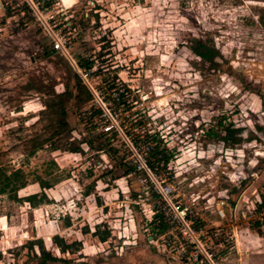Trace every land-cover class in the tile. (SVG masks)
I'll use <instances>...</instances> for the list:
<instances>
[{
  "label": "rangeland",
  "instance_id": "374dc122",
  "mask_svg": "<svg viewBox=\"0 0 264 264\" xmlns=\"http://www.w3.org/2000/svg\"><path fill=\"white\" fill-rule=\"evenodd\" d=\"M27 1L0 0V167L27 180L0 264H183L157 180L222 264H264V0Z\"/></svg>",
  "mask_w": 264,
  "mask_h": 264
},
{
  "label": "built area",
  "instance_id": "2783aa9c",
  "mask_svg": "<svg viewBox=\"0 0 264 264\" xmlns=\"http://www.w3.org/2000/svg\"><path fill=\"white\" fill-rule=\"evenodd\" d=\"M30 8L34 10L37 8L34 0L27 1ZM53 50L64 52L67 50L66 48V39L64 36L59 35L54 39ZM78 73L85 82L86 87L89 89L92 100L98 104L100 108L99 114L106 115L103 112L104 104L102 99L98 96L95 89L91 86L88 80L89 72L85 67L78 66ZM105 105V104H104ZM113 126H107L105 130H110ZM135 169L144 171L146 173H150V168L147 166L145 160L138 159L137 165H135ZM154 190L157 193V214L162 212L158 209H161V206L166 207L170 206L172 208V213H167L166 217H163V221L165 224L171 226V230L167 233H172L176 231L175 237L181 240L179 246L176 247V254L180 257V262L183 264H222L223 257L213 250L212 246H208L206 241L203 240V236L205 235L204 230L202 228L195 227L192 220L188 215V207H182L181 204H174L172 202L174 187L169 183H164L162 181H153L152 182ZM220 207L218 208V214L220 216L224 215L223 206L225 205V200H219ZM163 216V214H162ZM225 247L223 251L230 254L233 250L232 246H220ZM235 251V248H234ZM235 253V252H234Z\"/></svg>",
  "mask_w": 264,
  "mask_h": 264
},
{
  "label": "trees",
  "instance_id": "16d2710c",
  "mask_svg": "<svg viewBox=\"0 0 264 264\" xmlns=\"http://www.w3.org/2000/svg\"><path fill=\"white\" fill-rule=\"evenodd\" d=\"M209 51H211V50L209 48H206L204 52H198V54L202 58H209V54L207 53ZM81 87L83 89H85L84 88L85 86H81ZM87 97H88V100H92V95L89 91L87 92ZM261 100L264 103L263 97H261ZM99 112H100V110L97 109V113H99ZM38 183L40 184V186L44 187L43 184L40 183V181ZM26 185H27V180L21 174L20 170H14L13 172H10L9 174H7L6 170L4 168L0 167V193H6V192L17 193V191L19 189L24 188ZM14 196H16V194ZM36 198H37V194H31V195L27 196L25 200H27L29 202V204L34 205V200ZM263 199H264V197H263ZM262 203L264 205V201ZM158 216H159V214H157L155 216V218ZM56 244H57V246L61 252L65 251L66 246H64V244L57 243V242H56ZM42 254H43V260H45V261L47 260V258L51 259V260L56 259V258L52 257L50 255V253L46 252L45 250H42Z\"/></svg>",
  "mask_w": 264,
  "mask_h": 264
},
{
  "label": "crops",
  "instance_id": "0c3cea01",
  "mask_svg": "<svg viewBox=\"0 0 264 264\" xmlns=\"http://www.w3.org/2000/svg\"><path fill=\"white\" fill-rule=\"evenodd\" d=\"M239 257V264H244L245 261V256H243L242 254L238 256Z\"/></svg>",
  "mask_w": 264,
  "mask_h": 264
}]
</instances>
